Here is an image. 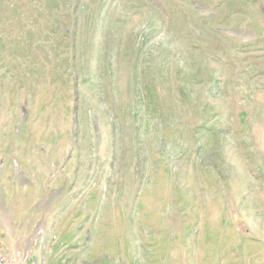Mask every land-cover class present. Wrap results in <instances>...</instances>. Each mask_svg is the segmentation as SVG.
Wrapping results in <instances>:
<instances>
[{
    "label": "rangeland",
    "instance_id": "rangeland-1",
    "mask_svg": "<svg viewBox=\"0 0 264 264\" xmlns=\"http://www.w3.org/2000/svg\"><path fill=\"white\" fill-rule=\"evenodd\" d=\"M0 262L264 264V0H0Z\"/></svg>",
    "mask_w": 264,
    "mask_h": 264
},
{
    "label": "built area",
    "instance_id": "built-area-1",
    "mask_svg": "<svg viewBox=\"0 0 264 264\" xmlns=\"http://www.w3.org/2000/svg\"><path fill=\"white\" fill-rule=\"evenodd\" d=\"M0 264H5V263L0 262Z\"/></svg>",
    "mask_w": 264,
    "mask_h": 264
}]
</instances>
